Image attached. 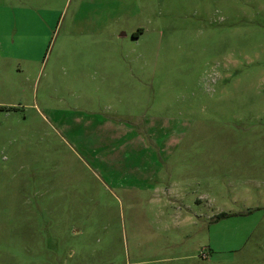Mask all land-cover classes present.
I'll use <instances>...</instances> for the list:
<instances>
[{
  "label": "rangeland",
  "instance_id": "374dc122",
  "mask_svg": "<svg viewBox=\"0 0 264 264\" xmlns=\"http://www.w3.org/2000/svg\"><path fill=\"white\" fill-rule=\"evenodd\" d=\"M1 19L0 264H264V0Z\"/></svg>",
  "mask_w": 264,
  "mask_h": 264
},
{
  "label": "crops",
  "instance_id": "0c3cea01",
  "mask_svg": "<svg viewBox=\"0 0 264 264\" xmlns=\"http://www.w3.org/2000/svg\"><path fill=\"white\" fill-rule=\"evenodd\" d=\"M143 33H144V30L139 29L137 32H133L131 34V36L133 39H139ZM10 35H14L15 39H16V38H18V35L23 36V33H9L8 27L6 26V23L5 22L3 23L2 19H1V21H0V51H7L8 50L7 40H8V37H10ZM15 39L11 42L12 43L11 48L18 49L19 46H17L15 44V42H16ZM108 129H110V128L108 127ZM149 130H152V129H149ZM143 132L148 134V130H146V129H143ZM157 143L158 142H155L152 144L154 146L159 147V145Z\"/></svg>",
  "mask_w": 264,
  "mask_h": 264
}]
</instances>
